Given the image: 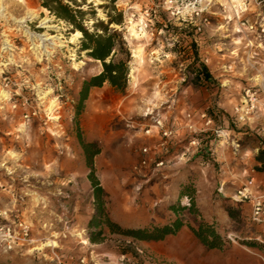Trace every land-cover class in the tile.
<instances>
[{"label": "rangeland", "instance_id": "rangeland-1", "mask_svg": "<svg viewBox=\"0 0 264 264\" xmlns=\"http://www.w3.org/2000/svg\"><path fill=\"white\" fill-rule=\"evenodd\" d=\"M62 3L89 32L121 15L110 28L130 53L127 84L92 87L81 104L84 81L102 70L81 51L82 34L43 0H0V264H264V226L250 221V204L212 202L203 184L200 201L195 173L217 166L209 142L226 121L245 131L246 146L264 145V0H201L192 21L165 0ZM201 64L211 81L196 79ZM82 144L99 150L92 168ZM91 173L122 230L176 217L184 226L156 241L89 226L100 218ZM185 187L197 214L172 209L188 206ZM200 221L214 227L219 248L195 238L189 226Z\"/></svg>", "mask_w": 264, "mask_h": 264}, {"label": "trees", "instance_id": "trees-1", "mask_svg": "<svg viewBox=\"0 0 264 264\" xmlns=\"http://www.w3.org/2000/svg\"><path fill=\"white\" fill-rule=\"evenodd\" d=\"M114 2V0H109ZM43 6L47 8L56 18L64 20L74 29L78 30L82 34V40L80 49L85 52L86 55L101 63L102 70L99 74L90 77L85 80L80 91V103L86 99L88 91L92 87H100L103 83H108L112 88L119 92H123L127 84L128 76V62L130 59V53L126 49L124 42L113 28H110L111 24H121V15H118V19L110 18L107 23L98 21L95 24L97 31L89 32L81 21L76 19L74 10L62 3V0H43ZM81 14V12H80ZM96 30V29H95ZM196 79H202L209 82L212 77L209 74L205 65L201 64L196 74ZM85 159L87 164L92 168V158L99 152L94 144H82ZM94 148V149H93ZM256 161L259 163L258 171L264 173V150H260L256 156ZM91 185L93 187V197L96 203L97 215L93 217L89 226L99 227L103 225L109 229L110 232H118L126 235H130L138 240H161L165 236L176 234L183 226L184 222L176 217L171 223L161 227H154L151 229H131L122 230L115 223L111 222L102 209L103 190L100 187L97 179L93 173L89 175ZM180 196H185L188 199V206L172 208L175 213L178 210H188L191 214H197V210L194 202V192L190 187H185ZM191 232L195 238L206 248L215 249L220 247L219 236L214 230L212 225L204 221H200L196 227L189 226ZM101 234L99 230L95 236L91 237V241L97 240V236Z\"/></svg>", "mask_w": 264, "mask_h": 264}, {"label": "crops", "instance_id": "crops-1", "mask_svg": "<svg viewBox=\"0 0 264 264\" xmlns=\"http://www.w3.org/2000/svg\"><path fill=\"white\" fill-rule=\"evenodd\" d=\"M222 105L225 110L230 111L231 102L229 98H224ZM236 110L238 111V108ZM261 115H264V112H261ZM222 126L223 128L219 130V139L209 142V146L213 151V161L217 163V166H209L206 163H201L198 158L199 164H201L200 166H196L197 170L195 173L198 179L197 198L200 201L206 195L201 186L202 184L207 189L206 192L209 198L212 199V202L218 201V199L212 198L213 195L232 199L235 191L246 183L249 178H254L256 183L255 190L259 186L264 185V173L255 169L258 165L255 157L260 149H264V145L261 144V147L259 145L246 146L244 142L240 141L245 136V131H235L229 126L228 121L224 122ZM262 137H264V134H262ZM181 140L182 138H177L176 141L180 142ZM180 173L177 172L176 174L178 175ZM182 174L178 178L177 176H173L174 180L176 179V182H181L184 179L185 181V177L183 178ZM168 176L170 177L172 175ZM171 181L169 180L170 183ZM215 191H218L219 194H215Z\"/></svg>", "mask_w": 264, "mask_h": 264}, {"label": "built area", "instance_id": "built-area-1", "mask_svg": "<svg viewBox=\"0 0 264 264\" xmlns=\"http://www.w3.org/2000/svg\"><path fill=\"white\" fill-rule=\"evenodd\" d=\"M201 0H165L167 9L174 10L176 15L182 16L183 20L189 19L190 21L198 19L202 16L204 8L199 7ZM174 12H171L174 14ZM210 123V121H208ZM164 137H168L170 132L167 130L162 132ZM192 144H195L193 142ZM146 153L147 150L143 149ZM142 165L146 164V161L141 162ZM163 162L160 161L156 166H162ZM254 178H249L240 188H238L232 200L236 203H249L250 215L249 219L253 224L264 226V185L259 186L257 190ZM255 191V192H254ZM26 235L27 229L23 228ZM8 237H11L9 229L5 233ZM231 239V236H229ZM10 245V244H9ZM10 247V246H8Z\"/></svg>", "mask_w": 264, "mask_h": 264}, {"label": "bare ground", "instance_id": "bare-ground-1", "mask_svg": "<svg viewBox=\"0 0 264 264\" xmlns=\"http://www.w3.org/2000/svg\"><path fill=\"white\" fill-rule=\"evenodd\" d=\"M132 21V20H131ZM131 21H129V22H131ZM132 24V23H131ZM131 26V25H130ZM132 28V27H131ZM132 31L134 30V29H131ZM142 31V30H141ZM77 34H79V32H77ZM134 35V34H133Z\"/></svg>", "mask_w": 264, "mask_h": 264}]
</instances>
